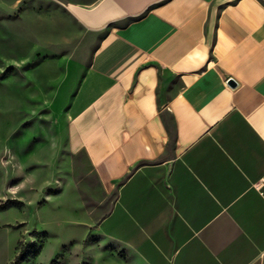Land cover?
<instances>
[{"label":"crops","instance_id":"1","mask_svg":"<svg viewBox=\"0 0 264 264\" xmlns=\"http://www.w3.org/2000/svg\"><path fill=\"white\" fill-rule=\"evenodd\" d=\"M59 1L102 34L68 128L101 235L132 264H264V0Z\"/></svg>","mask_w":264,"mask_h":264},{"label":"rangeland","instance_id":"2","mask_svg":"<svg viewBox=\"0 0 264 264\" xmlns=\"http://www.w3.org/2000/svg\"><path fill=\"white\" fill-rule=\"evenodd\" d=\"M101 37L59 0H0V203L20 202L0 209V264H132L101 235L112 196L69 141L104 82Z\"/></svg>","mask_w":264,"mask_h":264},{"label":"trees","instance_id":"3","mask_svg":"<svg viewBox=\"0 0 264 264\" xmlns=\"http://www.w3.org/2000/svg\"><path fill=\"white\" fill-rule=\"evenodd\" d=\"M15 204H20V202L18 200H7L6 202L0 203V209H4ZM18 259L19 258L15 259V263L18 262Z\"/></svg>","mask_w":264,"mask_h":264},{"label":"water","instance_id":"4","mask_svg":"<svg viewBox=\"0 0 264 264\" xmlns=\"http://www.w3.org/2000/svg\"><path fill=\"white\" fill-rule=\"evenodd\" d=\"M230 83L235 84L234 80H230Z\"/></svg>","mask_w":264,"mask_h":264}]
</instances>
